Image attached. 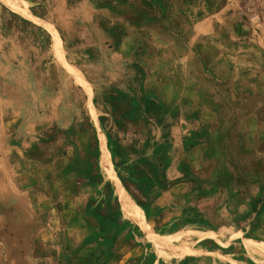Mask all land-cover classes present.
Here are the masks:
<instances>
[{
    "label": "rangeland",
    "instance_id": "obj_1",
    "mask_svg": "<svg viewBox=\"0 0 264 264\" xmlns=\"http://www.w3.org/2000/svg\"><path fill=\"white\" fill-rule=\"evenodd\" d=\"M236 1L194 38L207 0H0V154H18L15 184L42 182L62 145L85 168L89 202L59 247L119 179L165 236L137 224L138 264H264V0Z\"/></svg>",
    "mask_w": 264,
    "mask_h": 264
},
{
    "label": "crops",
    "instance_id": "obj_2",
    "mask_svg": "<svg viewBox=\"0 0 264 264\" xmlns=\"http://www.w3.org/2000/svg\"><path fill=\"white\" fill-rule=\"evenodd\" d=\"M236 2V0H207L205 14L196 13L200 18L193 25L192 36L196 38L203 32H213L216 21L222 18V12L236 7ZM256 18L254 17L253 20ZM233 25L226 28L231 30ZM54 145L52 144V147L50 145L49 150L54 149ZM68 147L62 145V151L59 150L57 154H44L45 163H41L39 167L42 182L24 190L19 189L15 184L18 154H0V264H138L139 260L143 261L146 246L135 242V232L139 231L136 226L139 225L148 238L159 240V246L160 242L165 240V236L157 233L154 228L150 231L146 230L144 224L150 222L146 219L142 207L119 179L121 194L115 193L117 186L108 183L110 193L106 194L105 200L101 196L99 200L102 207H106L105 211L96 217L87 218L89 220H85L81 215L75 218V223L70 228L73 230L70 234L71 239H67L59 247L60 224H64L71 216H78L81 208H85L89 202L87 185L80 179L74 181V177L81 175L85 168L69 165L74 162L75 157L72 154H64V150H68ZM70 178L73 181H70ZM55 206L60 208L58 217L54 215ZM90 222L94 225L93 229L89 228ZM94 231L101 233L100 238L108 235L110 238L108 248L101 245L104 241L97 239L94 242L93 238L89 239ZM197 232L201 238L213 231L197 230ZM213 233L216 239H221L215 232ZM226 240L223 242H227ZM209 241L213 240H207L205 244ZM201 243L198 246L202 249L207 246L202 241ZM214 243L226 247L217 240H214ZM234 245L235 242L231 240L227 249L233 248ZM245 247L249 254L256 249L255 246L250 247L246 244ZM190 251V249L181 251L176 249L174 253L183 256ZM152 256L154 255H147L146 259ZM187 259L189 254L177 261L172 256L169 261L161 260L159 264H184Z\"/></svg>",
    "mask_w": 264,
    "mask_h": 264
},
{
    "label": "bare ground",
    "instance_id": "obj_3",
    "mask_svg": "<svg viewBox=\"0 0 264 264\" xmlns=\"http://www.w3.org/2000/svg\"><path fill=\"white\" fill-rule=\"evenodd\" d=\"M3 1H5L7 4H9V5L12 6V3L14 2V4H15L16 1H18V0H3ZM17 4H18V3H17ZM17 4H16V5H17ZM13 6H14V5H13ZM111 170H113V169H111ZM250 239H251V238H250ZM250 242H253V239H251ZM248 246L253 247V245H251V243H248Z\"/></svg>",
    "mask_w": 264,
    "mask_h": 264
},
{
    "label": "built area",
    "instance_id": "obj_4",
    "mask_svg": "<svg viewBox=\"0 0 264 264\" xmlns=\"http://www.w3.org/2000/svg\"><path fill=\"white\" fill-rule=\"evenodd\" d=\"M253 17H255V18H256L257 16H256V15H254Z\"/></svg>",
    "mask_w": 264,
    "mask_h": 264
}]
</instances>
